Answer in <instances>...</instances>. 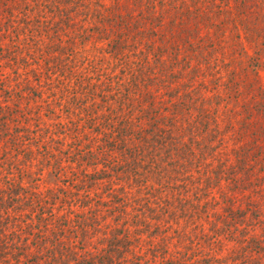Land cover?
<instances>
[{"label": "trees", "instance_id": "obj_1", "mask_svg": "<svg viewBox=\"0 0 264 264\" xmlns=\"http://www.w3.org/2000/svg\"><path fill=\"white\" fill-rule=\"evenodd\" d=\"M0 264H264V0H0Z\"/></svg>", "mask_w": 264, "mask_h": 264}]
</instances>
